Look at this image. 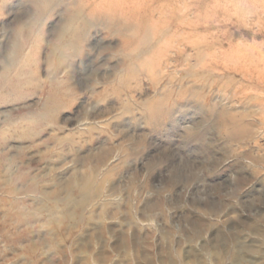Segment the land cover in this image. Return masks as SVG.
I'll return each instance as SVG.
<instances>
[{
    "label": "rangeland",
    "instance_id": "374dc122",
    "mask_svg": "<svg viewBox=\"0 0 264 264\" xmlns=\"http://www.w3.org/2000/svg\"><path fill=\"white\" fill-rule=\"evenodd\" d=\"M0 264H264V0H0Z\"/></svg>",
    "mask_w": 264,
    "mask_h": 264
},
{
    "label": "bare ground",
    "instance_id": "6f19581e",
    "mask_svg": "<svg viewBox=\"0 0 264 264\" xmlns=\"http://www.w3.org/2000/svg\"><path fill=\"white\" fill-rule=\"evenodd\" d=\"M259 69V68H258Z\"/></svg>",
    "mask_w": 264,
    "mask_h": 264
}]
</instances>
